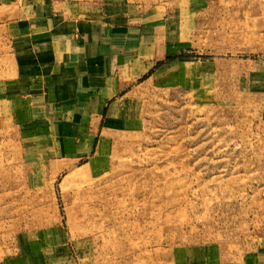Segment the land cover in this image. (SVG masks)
<instances>
[{"label": "rangeland", "instance_id": "rangeland-1", "mask_svg": "<svg viewBox=\"0 0 264 264\" xmlns=\"http://www.w3.org/2000/svg\"><path fill=\"white\" fill-rule=\"evenodd\" d=\"M37 21L108 34L89 141L17 109ZM0 264H264V0H0Z\"/></svg>", "mask_w": 264, "mask_h": 264}, {"label": "crops", "instance_id": "crops-1", "mask_svg": "<svg viewBox=\"0 0 264 264\" xmlns=\"http://www.w3.org/2000/svg\"><path fill=\"white\" fill-rule=\"evenodd\" d=\"M93 30L84 24L37 21L23 30L14 47L17 82L11 94L20 98L17 109L67 141H89L94 122L100 124L122 91L114 72L117 56L108 54V34Z\"/></svg>", "mask_w": 264, "mask_h": 264}]
</instances>
